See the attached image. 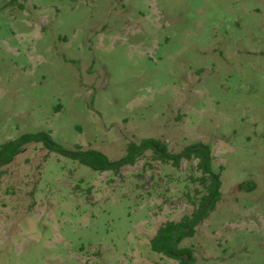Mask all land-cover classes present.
Instances as JSON below:
<instances>
[{"label":"rangeland","instance_id":"obj_1","mask_svg":"<svg viewBox=\"0 0 264 264\" xmlns=\"http://www.w3.org/2000/svg\"><path fill=\"white\" fill-rule=\"evenodd\" d=\"M37 132L112 162L206 147L220 197L187 264H264V0H0V146ZM198 163L26 146L0 169V264H183L150 240L199 208Z\"/></svg>","mask_w":264,"mask_h":264},{"label":"trees","instance_id":"obj_2","mask_svg":"<svg viewBox=\"0 0 264 264\" xmlns=\"http://www.w3.org/2000/svg\"><path fill=\"white\" fill-rule=\"evenodd\" d=\"M30 144H42L49 152L59 154L98 173L112 171L117 174L122 167L134 165L136 160L148 150L153 151L162 163L171 162L175 167L178 166L179 159L182 155H185L187 159L192 155H196L199 158L197 169L203 175L200 178V184L207 192L199 208L191 218H184L180 222H166L162 224L157 229L155 236L150 240V249L152 252L179 260L181 263H183V255H187L190 259L191 253L187 249L180 248V243L186 237L193 234L194 227L214 209L220 197L219 175L211 169L209 153L206 147H203V149L190 147L181 155H172L167 153L164 144H161L159 141L145 139L138 144H129L126 148L125 156L112 162L103 153L96 150L76 148L75 151H66L55 144L48 133L37 132L23 134L15 140L2 144L0 146V169L10 164ZM207 202H209L208 205L201 212Z\"/></svg>","mask_w":264,"mask_h":264},{"label":"water","instance_id":"obj_3","mask_svg":"<svg viewBox=\"0 0 264 264\" xmlns=\"http://www.w3.org/2000/svg\"><path fill=\"white\" fill-rule=\"evenodd\" d=\"M198 148H199V149H203V147H201V146H199ZM208 203H209V202H207V203L205 204V206L202 208L201 212H203V211L205 210V208H206V206L208 205ZM187 259H188V256H187V255H183V264H187Z\"/></svg>","mask_w":264,"mask_h":264}]
</instances>
